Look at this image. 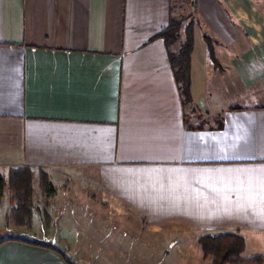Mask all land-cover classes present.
I'll use <instances>...</instances> for the list:
<instances>
[{
	"label": "crops",
	"instance_id": "crops-1",
	"mask_svg": "<svg viewBox=\"0 0 264 264\" xmlns=\"http://www.w3.org/2000/svg\"><path fill=\"white\" fill-rule=\"evenodd\" d=\"M259 9L256 0H0V176L29 169L39 188L44 172L110 222L94 236L47 232L46 242L74 264H152L134 250L165 233H235L243 257L264 255V102L239 105L264 88ZM173 19L177 42L154 39ZM191 22L196 42L214 41L222 70L207 56L198 70L195 47L184 104L169 57ZM211 92L241 96L211 108L201 100ZM5 239L0 264H68L23 241L33 239ZM81 239L98 242L89 260L74 252Z\"/></svg>",
	"mask_w": 264,
	"mask_h": 264
},
{
	"label": "rangeland",
	"instance_id": "rangeland-1",
	"mask_svg": "<svg viewBox=\"0 0 264 264\" xmlns=\"http://www.w3.org/2000/svg\"><path fill=\"white\" fill-rule=\"evenodd\" d=\"M256 2H258L260 6L259 10L264 13V0H256ZM197 39V42L195 40L194 48L196 47L195 57L198 60L197 67L199 70V67L201 66V60H205V57H209V54L205 39L200 34H197ZM203 50H205L204 58H202ZM204 74L205 72H203V75ZM212 88L213 87H211V89ZM221 89L222 88H219L217 89V91L220 93ZM199 90H201V88H199ZM240 96L241 94L235 95L229 93L228 95H226L224 93L216 94L215 92H211L209 97L210 99H214L213 102H211L209 98L207 100L204 99V97H201V100L202 102H204V106L208 105L212 108L218 103L216 100L230 99V104H234V102L236 101H233L232 99H237ZM242 99L245 100L241 101L239 105L245 107L255 106L260 103L259 100L253 99H261V102H264V88L248 89L242 94ZM219 105L221 106L222 103H220ZM190 122V124L194 123L193 120H191ZM35 180H37V177ZM54 188L56 194L54 192L53 196L47 197L44 196L39 190L38 186L35 185L36 194L32 211V226L29 225L16 227L15 225H12L9 222L10 210L13 207L9 199L10 196L7 195L4 199L0 200V240L5 238H23L30 240L33 239V241L46 243L45 234L47 232H53L55 234L57 233L59 234V236H64L66 239H68L77 234L78 229H85L86 227H90L89 232H85V234L94 236V227H97L99 224H110V222L105 218L104 214L88 216L90 212L95 214H97L98 212H102L101 207L94 206L87 200L76 199L74 201L73 197L70 200V198H68L65 194L66 189H64V187L57 188L56 186H54ZM88 203L90 206L88 205ZM115 223L121 224V221H114L113 224L115 225ZM130 235H133L134 239L137 240L142 236H145V233L140 234L134 232ZM200 238L196 240V238H190L188 236L179 234L173 235V233L155 235L150 234L148 235V239H144L145 242L140 240L138 241V243L143 242L144 244H142V248H140L141 250L138 251V249H135L134 252H136L139 257H143V254L148 255V257H153L152 264H213V260L211 257L204 258L202 250L198 243V240ZM51 243H53V241L47 242V244ZM59 243L63 245L62 242ZM97 244L98 242L96 239H81L80 245L82 247L74 248V252L77 253V256H81V259L84 258L83 256H85L86 259L89 260L95 255ZM112 245L115 246V244L108 243L105 247V250L109 252V249ZM120 246L122 247L123 244L121 243ZM59 248L62 252L64 251L62 247L59 246ZM124 249L122 250L124 251ZM262 250L264 251V245ZM66 253L64 252V254L68 256L69 254ZM162 256H164L165 263H157L159 258H161ZM260 256L264 257V255Z\"/></svg>",
	"mask_w": 264,
	"mask_h": 264
},
{
	"label": "trees",
	"instance_id": "trees-1",
	"mask_svg": "<svg viewBox=\"0 0 264 264\" xmlns=\"http://www.w3.org/2000/svg\"><path fill=\"white\" fill-rule=\"evenodd\" d=\"M181 30V21L172 20L170 25L154 39L162 38L167 44H173L178 40ZM186 38L176 54L171 53L169 60L174 73L176 83L179 86L184 104L192 101L191 94V58L194 50V23L186 27ZM207 50L210 59L216 69L222 70L220 61L215 52L214 41L205 36ZM35 175L29 169L12 170L7 177L0 176V200L9 195L12 208L9 222L15 226H29L32 224L33 204L36 194ZM39 188L44 196L54 195L55 188L44 172L39 175ZM9 239L0 240V244ZM14 240V239H13ZM22 240V239H19ZM26 241L35 246H43L57 252L68 264H74L68 256L57 249L55 245L38 241ZM204 258L211 257L213 264H264V257L257 255L250 258L243 257L246 248L245 239L235 233H223L219 235H206L198 240Z\"/></svg>",
	"mask_w": 264,
	"mask_h": 264
}]
</instances>
